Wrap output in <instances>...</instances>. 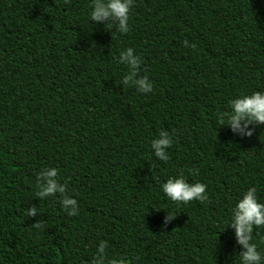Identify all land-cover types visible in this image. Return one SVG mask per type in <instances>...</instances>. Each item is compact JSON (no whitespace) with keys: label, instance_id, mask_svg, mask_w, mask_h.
I'll use <instances>...</instances> for the list:
<instances>
[{"label":"trees","instance_id":"obj_1","mask_svg":"<svg viewBox=\"0 0 264 264\" xmlns=\"http://www.w3.org/2000/svg\"><path fill=\"white\" fill-rule=\"evenodd\" d=\"M91 2L0 0V264H93L101 242L104 264H239L226 222L248 187L264 203V122L217 118L264 91V0H131L127 32ZM47 167L64 193L36 195ZM178 174L206 199L169 200ZM252 242L264 264V225Z\"/></svg>","mask_w":264,"mask_h":264},{"label":"clouds","instance_id":"obj_2","mask_svg":"<svg viewBox=\"0 0 264 264\" xmlns=\"http://www.w3.org/2000/svg\"><path fill=\"white\" fill-rule=\"evenodd\" d=\"M131 0H92L90 18L93 21L112 18L118 21V29L120 32L128 31L129 20V7ZM189 44L187 40L183 42ZM194 47V45H189ZM121 61L126 59L127 64L135 68L138 63V58L133 55L132 48H126L120 54ZM129 76H125L124 80L127 81ZM140 91L148 92L152 88L151 82L147 77H142L135 81ZM230 110L221 113L218 118V123H228L232 130H237L241 127V121L245 126L255 121L257 123L264 122V91H253L251 94L238 95L229 100ZM251 130L245 132V135H250ZM172 143L169 134L166 131H161L157 138L151 141V148L154 150L155 155L161 159L168 158L165 149ZM42 176L43 182L39 185L36 195L44 197L45 195L54 192L64 193L65 187L63 184H58L56 180L57 169L54 167H47L45 171L39 174ZM205 184L201 182L188 183L182 174L176 176H169L160 185L161 191L171 201L177 203H187L193 199L204 201L207 197L205 191ZM62 205L67 208L69 215H74L76 210L74 206L76 200L70 196H64L61 201ZM35 212V208L28 210ZM174 215L168 211L170 219ZM228 226L234 229L236 242L241 245L239 252V264H260L261 252L258 250L257 245L252 242V229L253 225H264V203L259 202L256 195L255 187H248L242 193L240 198L237 199L231 209L230 218L226 222ZM34 227H40L35 224ZM104 244L101 242L98 246V251L101 256L96 258L93 264H104L103 257ZM108 264H127L126 260L115 258L111 259Z\"/></svg>","mask_w":264,"mask_h":264}]
</instances>
